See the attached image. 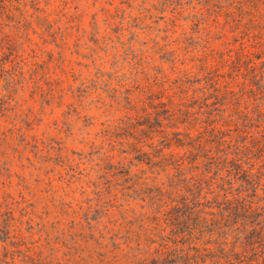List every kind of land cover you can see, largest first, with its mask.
<instances>
[{"label":"trees","instance_id":"1","mask_svg":"<svg viewBox=\"0 0 264 264\" xmlns=\"http://www.w3.org/2000/svg\"><path fill=\"white\" fill-rule=\"evenodd\" d=\"M157 1L174 2L187 31L167 70L134 83L148 103L120 124L127 204H106L114 214L97 220L99 236L87 222L76 249L0 219V264H264V0ZM51 11L0 0V152L30 130L14 115L27 77L36 91L50 80L33 36L57 42Z\"/></svg>","mask_w":264,"mask_h":264},{"label":"rangeland","instance_id":"2","mask_svg":"<svg viewBox=\"0 0 264 264\" xmlns=\"http://www.w3.org/2000/svg\"><path fill=\"white\" fill-rule=\"evenodd\" d=\"M47 2L51 12L64 11L52 17L57 42L43 45L32 35L41 47L34 62L47 63L50 80L36 91L27 77V88L17 95L14 115L30 130L26 141L16 143L17 152H0V219L35 239L44 228L54 247L76 249L82 236L92 237L87 222L98 227L99 236L103 226L97 220L114 214L106 204H127L123 187L131 183L124 184L121 175L127 163L121 162L120 124L134 116L133 106L148 103L135 81L142 79L144 89L148 73L169 68L177 49L171 45L187 27L172 19V1Z\"/></svg>","mask_w":264,"mask_h":264}]
</instances>
